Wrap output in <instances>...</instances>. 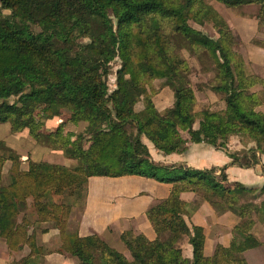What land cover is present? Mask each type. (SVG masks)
Here are the masks:
<instances>
[{
	"label": "trees",
	"instance_id": "1",
	"mask_svg": "<svg viewBox=\"0 0 264 264\" xmlns=\"http://www.w3.org/2000/svg\"><path fill=\"white\" fill-rule=\"evenodd\" d=\"M216 1L227 7L255 4L257 25L264 20V0ZM192 23H211L217 37ZM251 41L264 49L263 40ZM235 44L227 21L208 0H0V99L14 96L0 108V123H8L13 133L27 129L37 143L76 159L72 167L24 162L19 153L0 145V239L10 252L29 250L8 264H40L46 249L36 244L33 225L46 221L58 229V252L72 256L75 264H259L264 252H247L264 247L258 234H264V185L229 182L227 164L204 169L159 164L143 140L163 154L205 143L225 150L230 164L259 163L264 79L248 70ZM183 48L209 60L216 83L202 90L222 95L219 110L194 111L195 89ZM116 58L120 67L110 90V63ZM157 79L173 92L172 104L162 113L152 100ZM139 100L144 105L136 110ZM64 109L88 123L86 134L72 140L64 122L50 132L39 130L38 112L59 116ZM232 137L250 146L228 150ZM6 162L8 183L3 184ZM126 175L171 184L168 196L145 211L152 239L133 229L120 233L129 255L96 233L82 236L67 228L73 204L82 199L85 205L90 177ZM184 193L199 195L217 214L228 212L233 218L228 243L216 244L209 255L203 227L186 220L195 206ZM29 199L36 219L27 211L19 219Z\"/></svg>",
	"mask_w": 264,
	"mask_h": 264
},
{
	"label": "rangeland",
	"instance_id": "2",
	"mask_svg": "<svg viewBox=\"0 0 264 264\" xmlns=\"http://www.w3.org/2000/svg\"><path fill=\"white\" fill-rule=\"evenodd\" d=\"M209 3L225 18L228 25L230 26L235 38L236 44L234 45L235 49L243 54L246 52V47L255 45L251 40L253 38H257L259 40L264 41V20L257 25V19L255 15L258 11V6L255 4H248L237 7H227L222 3L216 0H208ZM5 14H8V11H4ZM194 27L203 31L207 35L211 37H217L216 29L213 28L211 23H205L204 25H198L192 23ZM257 46V45H255ZM259 47V46H258ZM244 52V54H245ZM180 53L186 58L188 66H189V77L192 83L193 88L195 89V97L196 103L194 105V111L197 113L203 108L208 107L209 109L219 110L220 109V101L222 98L221 94L213 95V93L209 91L202 90L209 89L210 86L216 83L214 77V70L212 66H210L209 60L203 56L202 54H192L186 49H181ZM247 68L249 71H256V67L253 63H249L247 58ZM120 67V60L116 58L110 63V71L111 73L108 75V84L109 89L112 90L115 87V72ZM154 88L156 92L152 93V100L155 104V107L159 112H163L166 108H168L173 102V92L168 87H163L160 84V81H153ZM14 101V96L4 97L0 99V108H2L3 104ZM144 105L143 100H139L135 109L140 110ZM35 120L40 121L39 130L43 133L50 132L54 130L60 122H64L63 129L65 131H70L71 139L75 140L77 134H86L88 123L86 121L80 120L78 115L75 113H71L68 110H62L61 115L55 116L49 113L38 112L35 117ZM182 135L187 137L185 131H182ZM144 142L146 143L148 149H151L152 155L156 158L155 161L166 162L164 164L170 165L172 161L165 156V154L156 151L153 147L152 143L143 137ZM0 145L10 147L14 151L20 154L22 160L24 162L28 161L27 159H32L36 161H50L61 163L67 166H74L76 164V159L67 156L61 150H55L41 143H37L28 133L27 129H24L19 132H11L8 123H0ZM155 152V153H154ZM157 154L158 156H156ZM161 159H157V158ZM212 160V157H209L208 161ZM216 164L218 162L216 159L210 161ZM158 163V162H157ZM178 164V163H174ZM10 166V162H6L3 167V178L2 183H8V168ZM197 167L198 165H192ZM131 176H124L119 178H106L100 176H94L90 178L89 184V197L88 206L89 210H92L96 206L103 205L106 202V198L112 197L115 193H119L120 189L117 188V183H124V181L129 180ZM135 179V184H130L127 192H131L132 190H140L141 193L137 198V206L142 210L154 204L162 197H164L168 190L169 184L166 182H161L153 178H143L139 176L132 177ZM119 196V195H117ZM196 197V206L199 209L202 207L208 206L207 202L202 199L200 196L195 195ZM60 197L55 196L54 199L58 201ZM122 198H128L131 201L134 199L128 194H123ZM70 201L72 198H68ZM30 199L28 200L27 209L22 211L19 214V219L23 215V212L27 211L29 213V217L31 220L36 219V215L33 211V208L30 204ZM82 207V199H79L73 204L71 209L70 216L67 221V228L71 232H84L81 228V220L85 213H83ZM85 215H88L87 213ZM88 217V216H87ZM142 219H134L129 220V222L122 224H117L113 228L106 230H101V236L107 240V242L116 248L117 250L123 252L125 255H129V252L124 248L119 240V232L122 228L133 227L136 231H142L145 234H149L153 236L152 230L149 226V223L145 217V214L142 213ZM121 223V222H120ZM146 223V227L144 226ZM35 229V234L37 235L36 244L39 246H43L45 250V255L39 258L40 264H75V259L65 253H60L58 250L60 249V239L58 236V229L55 226L53 221L46 222H35L33 225ZM32 228V227H31ZM87 233L98 232V230L91 226L86 229ZM223 233L224 230H221ZM46 233V235H45ZM209 240L205 243V254H211L214 250L215 242L214 236L209 231ZM44 238V242L41 239ZM40 243V244H39ZM28 249L25 247L23 250L9 252L6 247L5 242L0 239V261L3 260L6 263L20 259L28 253ZM63 255L66 258H63ZM66 259V262L62 260Z\"/></svg>",
	"mask_w": 264,
	"mask_h": 264
},
{
	"label": "crops",
	"instance_id": "3",
	"mask_svg": "<svg viewBox=\"0 0 264 264\" xmlns=\"http://www.w3.org/2000/svg\"><path fill=\"white\" fill-rule=\"evenodd\" d=\"M244 52H243L244 58L246 57L248 62L253 63V65L256 67L255 69L256 71H251V72H254L258 76H260L262 79H264V49L258 46L252 45V46L246 47L245 54ZM187 145L188 147L184 152L165 154V156L169 158L172 161L171 163L173 164L178 163V164H183L185 166L192 167V168H198V169L210 168L213 166L220 167L224 164H227L228 166L226 169V174H227V179L229 182L238 181V182L243 183L244 185L255 186V187H262L264 185V152L258 155L259 163L256 166L241 167L235 164H230V158L226 155L225 150H216L213 146L205 144V143H188ZM249 146H250L249 143L240 141L239 139L232 137L227 144V149L228 150H238V149L246 148ZM149 152L152 155L151 149H149ZM155 155L158 156L157 154ZM209 157H212V160L210 161H213L214 159H216L218 162H216L215 164L213 162L208 161ZM152 159L155 161L156 158L153 156ZM157 159H161V158L159 157ZM157 162L159 164L166 163V162H160V161H157ZM192 165H198V166L195 167ZM126 176H131V177L128 178L129 180L124 181V183L123 182L117 183L116 185L117 188L120 189V192L115 193L112 197L106 198V202L103 205L96 206L92 210H89V206H88V199L90 202V198H91L89 197V184H90L89 182L90 181H88L87 197H86L85 205L83 207V211H84L83 213L85 214L87 213L88 215L84 214L82 217V220H81L82 223H81L80 229H82L84 232H81L80 230L79 235L84 236V235L92 234V233H87L86 231L88 230L86 229H88L91 226H94L98 230L97 233L96 232L94 233L98 234L103 240H105V238H103V236L100 235L102 233L100 229L109 230L117 224L123 225L124 223L129 222V220L130 221L134 219H142V221L144 220L142 217V213L145 214V211L149 206L143 210L137 206V198H138V195H140L141 191L132 190L131 192H127V190H125V189H128V187H130V184H133V185L135 184V179L132 177L137 176V175H126ZM121 177H124V176H121ZM139 177H142V176H139ZM115 178H119V177H115ZM143 178H147V177H143ZM168 184L170 185L169 190L167 194L161 199L167 197L169 194L171 184L170 183ZM125 193H128L134 199V201H131L128 198H122L123 194ZM195 195L197 194L195 193L182 194L183 198H185L193 206H195V210L190 215V217H186L188 224H195V225H200L203 227L204 234L206 236L205 243L207 240H209L208 237H210L209 236V231H210L211 234L214 236L215 246L218 243L226 245L228 243V240L231 234L233 218L228 212L223 213L221 215L217 214L207 201L206 202L208 206H205V207H202V209H199L195 204L196 203ZM261 198L264 199V191L262 192ZM145 217H146V214H145ZM146 226H147L146 223H144L143 227H146ZM149 226L152 230L153 236L149 234L147 235L142 231H136V229H134L133 227L122 228L119 232V235L125 229H133L136 232L144 233L148 238L152 239L155 236V233L150 223H149ZM221 230H224L225 233H223ZM258 234L261 236V239L264 240V234L262 233V231L259 230ZM36 238H37V235H36ZM41 241L44 242L45 241L44 238L41 239ZM105 241L107 242V240ZM263 249L264 247L261 246L257 249L249 250L247 252V255L248 256H258V255L260 256V253L264 252ZM204 250H205V247H204ZM185 254L187 256H190L191 254L190 247L186 248ZM63 258H66V257L63 255ZM62 261L66 262V259H63ZM257 261L259 262V264H264V258L260 257V260L258 258ZM8 263H6L3 260L0 261V264H8Z\"/></svg>",
	"mask_w": 264,
	"mask_h": 264
}]
</instances>
